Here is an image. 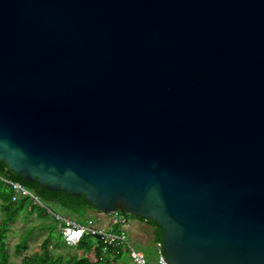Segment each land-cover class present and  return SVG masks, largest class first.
I'll use <instances>...</instances> for the list:
<instances>
[{
	"label": "water",
	"instance_id": "1",
	"mask_svg": "<svg viewBox=\"0 0 264 264\" xmlns=\"http://www.w3.org/2000/svg\"><path fill=\"white\" fill-rule=\"evenodd\" d=\"M0 167L264 264V0H0Z\"/></svg>",
	"mask_w": 264,
	"mask_h": 264
},
{
	"label": "trees",
	"instance_id": "2",
	"mask_svg": "<svg viewBox=\"0 0 264 264\" xmlns=\"http://www.w3.org/2000/svg\"><path fill=\"white\" fill-rule=\"evenodd\" d=\"M0 178L18 183L43 204L42 207L29 196L16 193L10 185L0 180V264H127L123 260L124 256L129 258L128 249L124 245L108 247L103 252V247L97 239L84 238L73 247L64 246L59 223L53 219L52 224L44 219L47 216L52 217V213L60 214L75 222L79 218H85L86 212L94 209L85 205L83 198H76L62 191L47 192L43 188L37 189V183L32 182L29 185L14 172L2 167H0ZM32 217L41 223L33 224L30 220ZM87 220L92 221V219ZM19 221L23 226L18 240L12 246L14 257H21L28 251L30 241L43 237L36 252L24 255L19 262H14L10 259L7 234ZM27 221L31 223L28 224ZM145 222L154 230L155 244L161 243V229L150 220ZM114 227L113 233L120 232L119 225L115 224ZM63 249L68 251L62 253Z\"/></svg>",
	"mask_w": 264,
	"mask_h": 264
},
{
	"label": "built area",
	"instance_id": "3",
	"mask_svg": "<svg viewBox=\"0 0 264 264\" xmlns=\"http://www.w3.org/2000/svg\"><path fill=\"white\" fill-rule=\"evenodd\" d=\"M0 180H2L5 184L10 185L16 193L29 196L36 204L43 207V204L38 200V198L26 191L18 183H12L1 178ZM112 215L114 216L115 224L120 226L121 230L118 233H112L97 228L92 224V221L90 220L87 221V225H81L60 214H51L53 219L59 223V230L62 241L68 247L77 245L84 238H95L103 247V252L108 247L124 245L128 249V256L132 264H148L144 254L135 249L133 245L130 244L129 239L123 230L128 223L127 216L119 212H114ZM155 250L157 254V264H165L162 260L164 259V256L161 250V243L155 244Z\"/></svg>",
	"mask_w": 264,
	"mask_h": 264
},
{
	"label": "rangeland",
	"instance_id": "4",
	"mask_svg": "<svg viewBox=\"0 0 264 264\" xmlns=\"http://www.w3.org/2000/svg\"><path fill=\"white\" fill-rule=\"evenodd\" d=\"M127 216H128L129 219H132V220L136 219V220H139V221H143L142 219H140V218L138 219L137 217H134V216H131V215H127ZM0 218H1V216H0ZM44 219L46 221H48V222L53 224V218L52 217L47 216V217H44ZM30 220H32L33 224L34 223H36V224L41 223V221L36 220L34 217H32ZM105 220H107V219H105V217H103L102 220H100V219L93 220L92 219V224L94 226H96L97 228H100V229L108 231V232H112L115 229V227H114L115 224L114 225H110L109 224V225L106 226ZM76 221L79 224H81V225H87V223H88L87 222L88 220H85L84 218H82V219L79 218ZM107 221H109V220H107ZM27 222H28V224L31 223V221H27ZM27 222H26V225H27ZM26 225L24 224V226H26ZM22 226H23V224L19 221L16 225H14L12 227V230L10 231V233L7 234V241H8V244H9L8 249H9V253H10V259L12 261H14V262H19L20 258L23 257L24 255H30V254H33L34 252H36L38 250L40 240L43 237L42 236L41 238H39L37 240L30 241L29 250L26 251L23 255H21V257H14L13 254H12V246L18 240V236L21 233V229H22L21 227ZM63 245L67 246V245H65V243H63ZM136 249H140V251L144 252V255L146 257V260H147L148 264H157V255H156L155 250L152 247L149 246V247H145V248H136ZM65 251H68V250H64L63 249L62 253H65ZM123 260H125L127 264H132L131 260H129L128 257L124 256Z\"/></svg>",
	"mask_w": 264,
	"mask_h": 264
},
{
	"label": "crops",
	"instance_id": "5",
	"mask_svg": "<svg viewBox=\"0 0 264 264\" xmlns=\"http://www.w3.org/2000/svg\"><path fill=\"white\" fill-rule=\"evenodd\" d=\"M103 217L109 220V221L105 220L106 226L109 224L110 225L115 224L114 216L112 214H101L98 212H94L93 210L87 211L84 219L102 220ZM123 230L126 233L130 244H132L135 249L145 248L150 246L155 250V242L153 238L154 230L145 221H139L136 219L132 220L128 218V223L126 225V228H124ZM137 250L140 251V249ZM140 252L144 254V252L142 251Z\"/></svg>",
	"mask_w": 264,
	"mask_h": 264
}]
</instances>
